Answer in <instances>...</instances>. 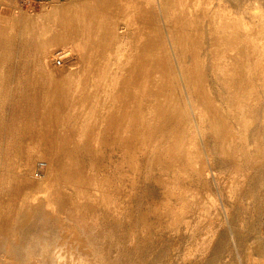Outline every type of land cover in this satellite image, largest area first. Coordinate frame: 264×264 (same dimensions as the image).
<instances>
[{"label": "bare ground", "instance_id": "obj_1", "mask_svg": "<svg viewBox=\"0 0 264 264\" xmlns=\"http://www.w3.org/2000/svg\"><path fill=\"white\" fill-rule=\"evenodd\" d=\"M9 2L0 112L31 132L1 133L0 264H264V0Z\"/></svg>", "mask_w": 264, "mask_h": 264}, {"label": "rangeland", "instance_id": "obj_2", "mask_svg": "<svg viewBox=\"0 0 264 264\" xmlns=\"http://www.w3.org/2000/svg\"><path fill=\"white\" fill-rule=\"evenodd\" d=\"M9 1H10L9 3H10V6H11L10 8H11V12L12 13L15 12L16 14L19 15V13H23L24 12L25 14L26 13H28V14H30V13L31 14L33 13L34 14L35 13V15L36 14L39 15V14H41L43 12V10H44L45 7L46 8L47 7L50 8L51 6H55V5H59V4L66 3L69 0H62L60 2H52V1H47V0H43V1H39V0H9ZM0 12H1V9H0ZM31 46L33 47V45H31ZM31 46H30V50L27 52L28 60L25 61L27 63L24 64L25 65L24 67H26V70L24 72L25 73V76L23 74L19 73V75L17 74V76L15 77L16 78L15 80L18 79L16 81L17 84L15 83L16 86L14 85L15 86L14 89L16 88L15 89V93H14L15 94V101H16L15 103H19L18 101L20 99H24V100H22V101H24V103H27L28 102V99L25 97V94L29 91V89H28L29 86L31 84L36 83V80L34 79L35 78V73L33 72V70L40 69L42 67L41 63L39 64L38 61L33 58V48H31ZM67 46H70V47H67ZM73 47L74 46H72L71 44H69V45L64 46V48H63V46L60 47V48H58V49H60V51L57 49L58 50V53L59 52H62V53L65 52V53H67L69 51L68 52V55H67L68 57H63L60 54H56L54 57H52L50 59H46L45 65L47 67H49V68H52V67H55L56 69L62 68V66H64L63 65L64 62L66 63L67 60L70 59V56L72 54H75V51L76 50ZM72 52H74V53H72ZM59 57H60V59H59ZM61 60L63 61V64L62 65L59 64V61H61ZM37 63H38V65H36ZM39 66H40V68H39ZM31 73H32V75H31ZM26 74H28V75L30 74V76L27 75V78H26ZM23 109H26V107L20 108L19 106L15 105V108L12 109L13 110L12 112L11 111H7V112H10V113H7V112L4 113V111L3 112H0L1 114L3 113L2 116H1V114H0V116L2 118H4V119L9 116L4 123H1L0 122L1 123L0 124V140L3 138L2 137V134H1L2 131H5L6 129L7 130L8 129H10V130L12 129L10 131V134L8 133L9 131L7 132V134H9L10 138H11V136H13L10 141L13 140L14 142L15 141L17 142V141H21L22 139H26L25 135H27V133H29V131L31 132V130L29 128V122L25 121V117H27V116L30 117L31 115L28 114V113H26L25 112L26 110H23ZM90 110H93V114H92V112ZM89 111L91 112V115H93V119H92L91 115L89 114ZM87 112H88V114L85 113V111L83 112V114L84 115L87 114V116L90 115V116H88L91 119V122H89V124H88V121H90V120L88 119V117L86 118V116H85L83 118L85 121L84 120L82 121V119H80L79 117H81V116L83 117L84 115H82V114L81 115L80 114L78 115V118H79L80 123H81V121L83 122V123H81L82 126H85V125L87 126V125L96 124V123L98 124L99 121H97V116H95V113H94L95 112V109H93V108L92 109H88ZM11 115H13V116H11ZM71 115H70V117H71ZM13 117H16V120L15 121H14ZM72 119H73V117H72ZM87 119H88V121H86ZM72 121H74V120H72ZM7 124L8 125L10 124V125L8 126ZM4 126H5V128L7 126L8 127L5 129ZM96 130H95V132H96ZM9 136L6 137L7 139L3 138L4 139L3 141L9 140L10 139V138L8 139ZM15 147L18 148L19 146L15 144ZM35 155L36 154H34L32 157H34ZM5 156H7V155H5ZM14 156H16V155H14ZM36 157H38V160H40L38 155H36L35 158ZM114 157H116V156H114ZM34 171H35V174L36 175L42 177L45 174V171H46V164L43 163L42 160L40 162L38 161V163L36 164V167H35V170ZM262 222H263V224L261 225L262 226L261 233L264 236V220H262ZM221 239H224V240L228 239V237L226 238V235L224 234V232H223V235L221 234Z\"/></svg>", "mask_w": 264, "mask_h": 264}, {"label": "crops", "instance_id": "obj_3", "mask_svg": "<svg viewBox=\"0 0 264 264\" xmlns=\"http://www.w3.org/2000/svg\"><path fill=\"white\" fill-rule=\"evenodd\" d=\"M39 1H43V0H39ZM47 1L60 2V1H62V0H47Z\"/></svg>", "mask_w": 264, "mask_h": 264}]
</instances>
